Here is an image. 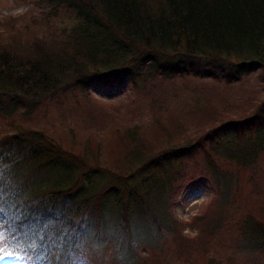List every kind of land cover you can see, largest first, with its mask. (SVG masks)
Listing matches in <instances>:
<instances>
[{"label": "trees", "instance_id": "trees-1", "mask_svg": "<svg viewBox=\"0 0 264 264\" xmlns=\"http://www.w3.org/2000/svg\"><path fill=\"white\" fill-rule=\"evenodd\" d=\"M29 1L34 3V14L22 11L0 23V114L28 112L34 104L66 94L71 85L88 90L92 78H103L107 84L128 78L139 95L157 83H167L168 92L177 82L222 79L227 83L264 68V0ZM23 44L30 47L29 56L19 50ZM233 71L237 75L229 73ZM254 110L221 120L192 142L163 147L156 158L162 162L196 151L206 157L216 191L215 203L208 208L213 206L211 211L218 213L213 218L208 209L186 222L200 229L187 236L190 241L222 222L248 179L254 180L251 185L256 192L261 189L256 175L264 152V99ZM256 128V136L243 138ZM79 168L69 152L37 130L0 136L2 253L14 252L10 256L33 264L73 261L71 252L82 246L78 239L84 238L90 225L86 221L98 227L97 221L106 223L113 211H105L112 204L131 245L134 241L157 243L163 228L172 229L170 219L163 216L167 181H161V176L148 181L157 194L154 208L144 194L146 182L136 195V208L146 215L152 230L151 236H142L134 223L140 214L134 219L128 215L129 192L111 191L112 184L93 191L84 185L88 173ZM257 204L256 209L263 211L264 201ZM258 217L246 209L237 220L241 234L253 236L249 246L254 251L264 249V219ZM171 234L174 242L180 240L177 233ZM113 249L119 254L117 247Z\"/></svg>", "mask_w": 264, "mask_h": 264}, {"label": "rangeland", "instance_id": "rangeland-1", "mask_svg": "<svg viewBox=\"0 0 264 264\" xmlns=\"http://www.w3.org/2000/svg\"><path fill=\"white\" fill-rule=\"evenodd\" d=\"M33 6L29 0H0V23L22 11L34 14L36 9ZM19 50L25 56L31 53L26 44ZM203 64L201 67L208 69ZM229 73L237 75L236 71ZM160 84L151 86L150 92L143 90L138 95L128 78L108 84L103 78H92L88 90L71 85L66 94L34 104L28 112L0 114V136L20 129L37 130L69 152L70 157L79 163V172L88 173L83 177L84 185L95 191L112 184L111 191L119 188L121 193L123 190L129 192L128 215L134 219L140 214L134 223L142 236H151L152 230L146 215L136 208V195H140L141 185L146 182L144 194L147 203L154 208L157 194L152 182L148 181L158 176L162 177L161 181H167L164 190L166 203L162 211L163 216L170 219L169 229H172L163 228L157 243L148 245L134 241L131 245L130 241L126 242L127 228L123 226L121 229L115 216L120 213L112 209L110 203L112 206L105 212H113L106 214V223L105 220L97 221L98 227L94 222L86 221V225L90 223L89 228L84 231V238L78 239L82 246H76L71 252L77 264L81 261L84 264H264V249H251L249 240L253 236L241 234L237 227V220L246 209L264 219V208L263 211L256 209L260 206L257 202L264 201V152L257 165L259 192H256L255 185H251L254 180L248 179L249 183L243 187L235 207H228L222 222L209 232L199 234L200 239L192 241L187 236L199 233L200 229L196 224L186 222L208 209L209 213L214 207L208 206L214 205L216 200L206 157L196 151L184 158L156 161L163 153V147L182 146L223 119L253 113L264 99V68L234 77L227 83L222 79L181 81L168 87V92L167 83ZM257 133L256 128L255 133L249 131L243 138ZM122 204V201L118 203ZM217 213L211 211L210 215L214 218ZM162 222L166 223L165 220ZM172 231L180 237L178 242L172 240ZM115 247L119 254L114 252ZM120 247H128V250ZM9 253L14 254L7 250L0 254V264H33Z\"/></svg>", "mask_w": 264, "mask_h": 264}, {"label": "snow or ice", "instance_id": "snow-or-ice-1", "mask_svg": "<svg viewBox=\"0 0 264 264\" xmlns=\"http://www.w3.org/2000/svg\"><path fill=\"white\" fill-rule=\"evenodd\" d=\"M3 209L2 207H0V214H2ZM3 228V224H2V220H0V252H2L4 250V244L3 241L5 239L4 237V232L2 231ZM64 264H77L76 260L70 261V262H64ZM79 264H84L83 261L79 262Z\"/></svg>", "mask_w": 264, "mask_h": 264}]
</instances>
